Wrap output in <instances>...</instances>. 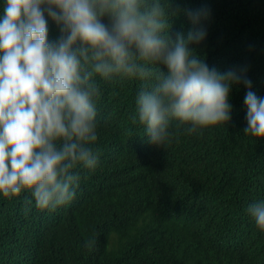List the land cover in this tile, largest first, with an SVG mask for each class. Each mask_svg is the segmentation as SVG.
Instances as JSON below:
<instances>
[{
    "label": "trees",
    "instance_id": "obj_1",
    "mask_svg": "<svg viewBox=\"0 0 264 264\" xmlns=\"http://www.w3.org/2000/svg\"><path fill=\"white\" fill-rule=\"evenodd\" d=\"M170 4L173 39L193 29L188 11L206 10L198 27L207 35L191 47L210 69L251 80V89L231 88V121L189 133L190 125L172 120L167 141L155 146L132 120L139 92L154 81L95 77L97 166L73 170L75 197L55 209H39L29 191L0 195V264H264V231L247 211L264 201V139L244 133L246 93L264 97V0ZM45 18L49 41L58 40L59 26ZM149 67L168 72L162 63ZM156 149L164 161L148 168L138 189L128 165Z\"/></svg>",
    "mask_w": 264,
    "mask_h": 264
},
{
    "label": "clouds",
    "instance_id": "obj_2",
    "mask_svg": "<svg viewBox=\"0 0 264 264\" xmlns=\"http://www.w3.org/2000/svg\"><path fill=\"white\" fill-rule=\"evenodd\" d=\"M173 14L170 0L166 5L160 0H5L0 12V195L29 191L42 210L74 199L79 176L73 170L78 165L94 169L98 163L90 146L97 140V76L154 81L139 92L132 120L138 118L155 146L167 141L172 120L177 127L190 125L189 133L231 121V88L243 83L251 89V80L244 72L210 69L191 47L207 35L198 27L206 10L188 11L193 29L175 39L170 35ZM46 15L60 28L56 41H49ZM160 63L167 74L149 67ZM244 102V133L264 139V97L249 90ZM159 152L128 165V176H140L136 188L150 166L164 161ZM247 211L264 231V201L253 202Z\"/></svg>",
    "mask_w": 264,
    "mask_h": 264
}]
</instances>
